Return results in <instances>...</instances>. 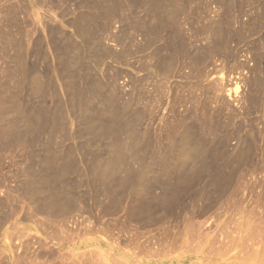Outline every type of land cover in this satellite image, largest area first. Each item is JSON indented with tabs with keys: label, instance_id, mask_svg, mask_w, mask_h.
<instances>
[{
	"label": "rangeland",
	"instance_id": "obj_1",
	"mask_svg": "<svg viewBox=\"0 0 264 264\" xmlns=\"http://www.w3.org/2000/svg\"><path fill=\"white\" fill-rule=\"evenodd\" d=\"M33 1L34 0H32V1L31 0L30 1L29 0H0V229H1L0 233H2V231H4L6 229V227H8L13 222L19 221V220L21 221V219L23 217H25L28 214V211H30L32 208L31 206L33 204V201H32L33 200V191H31L32 186L30 185L29 171H30V167L32 166L33 163L38 164L37 163L39 161L38 156L44 151L45 146H46L45 143L47 142V134H42V135L38 134L39 128H40L39 127L40 123L38 122L39 119H37V117H35V111H36L35 108H37V110L38 109L40 110V106H43V107L45 106L46 108L48 106L55 107L54 105L55 104L57 105V102L59 101L58 99H60L59 102H61V106H63L62 107L63 109L60 112L61 114L59 116V118L61 119V122L63 121L61 123V127L66 128L67 130L69 129V132L67 131L68 132V137H67L68 140H66L67 142L64 144V146L61 147L63 149H59V150L66 152L68 148H72V147H73V149L75 148L76 151H74L75 153H73V158L77 161V165L83 170L86 169L87 165H85V164L88 161H91V156L90 157L88 156L89 158H86V161L88 160L86 163H85V161H83L85 159V157L83 156L82 149L80 148L81 147L80 143H82L86 139L79 138L78 136H77L78 137L77 138L75 136L76 133L78 131L82 130L80 128H91V127L95 128L96 123H98L99 121L103 122V118H104L103 116L108 115L110 117V115L112 114L113 111H114V113H119L122 117L125 116L126 111H127V114L129 113V117L127 115L126 116L127 118L126 117L122 118L121 116H119L120 119L118 118L122 122V124H124V123L127 124L126 126H124V128H127V127L132 128V126H133V125H131V122H132V124L135 125V127L133 126V128L138 127L140 130L139 132H141L142 135H144L146 132L145 135L148 137H151L149 140H148V137L146 139V136L141 137L140 136L141 133L139 134L138 138H140L141 142H144V141L146 142L147 140L150 142L152 140L150 142V146L152 148L154 147L153 150L156 149V147L159 145L157 147L158 150H154L155 153L153 152L152 149L150 150L151 154H153V153L157 154L159 152V147L162 146V147H160L161 153L159 152L158 153L159 155L160 154L165 155V152L168 153L167 149L169 147V142H167V141L163 142L164 139L170 140L169 138H170L171 134L167 133V131L169 132L171 129L170 132L172 133V131H173V134H174V132L176 133L177 131H178V133H181V134L184 133V130L181 128L182 126H178V123L179 124L181 123L179 121L183 120V117L185 119L189 120V121L187 120V123H190L192 121H195L196 119L198 120L201 115L202 116L205 115L203 118L211 117V119H212V116H213V119L215 117V120H216L215 121L216 123L211 124V123H208V121H211L210 119H208L207 125H206L207 128L201 127V129L204 132V135H206V136L208 135V138L205 136L199 137V133L196 132L195 137L191 136L192 138H189V142L187 144L185 143L186 138H182V139H184V142L182 141V139L181 140L179 139L180 144L178 143L176 145L175 150H174L175 152L172 154L173 156L169 157L170 160L168 162L170 163V165L175 167L176 172H178L179 169L181 168L182 170L180 169V172L182 173V172H185L184 170L186 168L188 170L191 168V170H192V168H196L198 165H200V162L202 160H200L198 158V156L196 157L195 155H202L203 156L204 154L207 153L205 155L207 157L203 158V164H205V166L208 164L207 169H206L207 173L204 172V176L200 180H197L196 182L193 181L196 184H194L193 182L191 183L192 187L194 185V189H192L191 192H189V193L187 192L185 194V196L183 197L182 202H181L182 205H180L182 207H181V209H177V215H179L177 218L178 220L169 217L167 220L165 219L166 222L164 220L163 224L162 223L159 224L160 226L157 225L158 227L156 225L149 224V222L141 221L140 219H138L136 221L137 217L135 215H137L136 214L137 211L139 214L140 208L137 207L136 203H135L136 208L131 209V207L133 206V204L131 206V203L136 201L137 197L139 200V197L142 195V193H143L142 196H145L144 194H146V191H147L145 189V186L142 185L143 183H141L139 181L140 180V178L138 177L139 175L135 176L136 174L135 175L133 174L135 177L133 179L134 185L132 186L131 189H133V190L130 193L133 196L129 195V198H128V196L126 197L128 200L125 199V202H126L125 204L128 205L129 207L131 206L130 208L128 206L124 205V202H123V205L119 209V211H117L114 214H112L111 212L107 213L110 215L112 214L113 216L108 215V217H106L105 216L106 213L102 212V211L106 210L105 209L106 207H104V206H107L108 203H110V201L107 198H103V197L102 198L101 197L96 198V197L92 196L90 193L91 191H88L89 187L88 186L86 187V185L84 184L83 187L80 189V192L82 194L80 193L79 196L76 195V198H75L76 202H77V198H79L78 201L79 200L80 201L77 202V204H76V202H74L75 199L73 200V202H74L73 205L75 208L72 211L73 215L70 213L71 215L68 214V216L66 215V216H64L62 218H58V219H60L59 221H61V224L65 223V222H67V223L73 222L75 219L74 222L75 223L77 222V224H75V228H77L80 225V230H82V228H81L82 225L84 227L83 229H85L87 226H89L90 230L88 229L89 231H86V232L89 233L91 231V233H89L90 235L89 234H86V235L91 236L92 232L95 233L96 234L95 236L98 235L97 237H98L99 241L101 242V244H105V242H107L109 244L113 243V245L115 246L117 239H120V240H118L117 244L119 243V241L122 243H120V245H118V246H121V247L125 246V249H127V246H128V249L129 250L131 249L130 251H133L134 253L137 252L133 248L136 245L140 246V247H145V250H152L153 252H154V250H157L155 252L156 254L153 252L149 254V255H151V257L148 255V253H149L148 251H147L148 257L147 256H141L139 259H141L142 264H264V101H263V105L260 107V109H258V111L253 110V105H254L253 94H254V91H253V85H252L253 74L257 71V70H255L256 65L254 62V52H255L254 49L258 45V43L260 42L261 39L264 40V25L261 28H259L255 24L254 14L256 13V10L252 9V12H249L248 11L249 9H245L244 13L241 14V19L238 20L241 22V24H239V26L243 27L240 34H238L239 48L240 49L236 53L238 62L242 64L241 68H238V69H235V70L229 72V71L221 68L219 66L220 65L219 62L215 61L216 60L215 59L214 62H211L212 63L211 65L209 62H207L205 64L203 62H201L202 67H204V68H202L200 63L198 62V64H196V66L198 65L200 68L197 66V69L194 67L193 68L194 70H193L192 68L190 69V67H189L190 65H188L190 62L187 59L188 54L182 52L181 54L183 56L180 55V57H181L180 59H178V60L172 59L171 71L166 74V76H167V78H166L165 75H162V72H160L161 71L160 69H159V71L153 70V69H155L154 63H151V62H153L154 57H156V54H155V52H153L150 49L151 48L150 46L154 45L155 43H153L152 45L147 43V46L145 48H143V46L145 45V41L152 38L153 36L155 38V35H150V38H149V35L146 36L147 38L144 36V37H142L144 40H142L141 37L138 38L136 40V44H137L136 47L135 46L133 47L131 45V44H134V43H132L134 40V38H132V37H127L128 43L132 41L131 43H129L130 45L125 43L127 41L124 40V38H123V40L118 41V44H117L118 47H117V45H115L117 42L113 43V38L111 40V36H109V35H111V33L110 34L108 33L109 34L108 35L106 31H105V33H103V32H101V30H97V33H100V32L102 33V34L97 35L98 39H100L101 41L100 40L95 41L97 38V37H95L96 35L94 37H92L93 39L89 37V39H90L89 40L87 38L88 35L87 36L85 35L87 33H85L83 30V26L86 25L87 22H83L82 19H83V15L87 14L86 12H88L90 10L88 7H89L90 2L91 1L93 2V0H91V1L87 0V3H86V0H84L85 3L83 2V0H79L81 3H79V1H76V0H71V1L66 0L67 3L65 0H57V1L51 0V2L49 3L51 5L50 11L48 10L49 6L47 8V3L44 4L45 5V7H44V5H40V4L37 5L36 2H38V0L34 1L35 4L33 3ZM43 1H47V0H43ZM64 1H65V3H64ZM132 1L135 4L140 3L141 7L138 6L139 12H142V14H143V12H144V14L147 13L146 14V16H147L149 13H148V11L146 12L144 7L142 8V6H144V4L146 2H152L154 0H148V1H146V0H140V1L139 0H132ZM136 1H137V3H136ZM186 1L188 2V0H186ZM201 1L202 0H197V2L195 4H187L190 7V13H192L195 8H198L200 6ZM237 1L240 2L242 0H237ZM60 3H61V6L58 7L57 4H60ZM52 4H54L53 7H55L57 5V8L59 9V11L57 10V8H55V10H54V8L52 7ZM83 4L85 5V8L88 9V11L84 12L85 8H84ZM74 5L75 6L77 5L75 7V9L78 10L77 12L74 9ZM78 5L79 6L81 5L82 9ZM87 5H88V7H87ZM61 7H62V9H61ZM78 8L80 9V11L82 13L79 12ZM140 8H142V9H140ZM52 9L54 10V12ZM64 10H65V12H63ZM66 11H70L69 15H67L68 12H66ZM73 11L75 13L74 16H72ZM47 13L52 14V16L51 17H50V15L47 16ZM64 13H65V15H64ZM53 15L55 18L53 17ZM66 15H67V20L65 18ZM76 15L78 18L76 17ZM236 15H238V14H236ZM61 16H63L64 19H62ZM71 16H72V18L73 17L74 18L71 19ZM80 16H82L81 17L82 19H80ZM188 16H185L183 18V20L181 21V27H180V29H183L187 33L191 32L190 24L192 23L191 20L188 18ZM49 17H50V20L48 19ZM147 17H148L147 20H151L150 18L153 16L148 15ZM246 17H248V18H246ZM245 18H246V20H245ZM74 19H77V20H74ZM51 20L55 21L53 26H52V24L51 25L49 24V23L54 22ZM68 20H71V21H68ZM49 21H51V22H49ZM60 21H61V24H60ZM66 21H67V23H66ZM74 21H76L78 23V25ZM57 22H59L60 25ZM72 22H74V23H72ZM81 22H82V24H81ZM62 24L64 27L66 26L67 28L65 27V29H64ZM74 25H75V27H74ZM51 26L54 27L53 30H51L52 28L50 29ZM58 26H59V28H58ZM68 27H70L72 29H70ZM117 27H118V25H117ZM169 27H172V25H169L168 28ZM251 27H252V29H251ZM74 28L76 31L74 30ZM58 29L59 30L61 29V30L59 31ZM50 30L53 32V34ZM168 30H170V31H168ZM61 31H62V34L59 33ZM68 31L70 34L67 33ZM114 31L118 32L116 30H114ZM48 32H50V33L47 34ZM55 32L56 33L58 32L57 34H59V35L57 36V34ZM77 32H80V33H77ZM166 32L169 33V35H167ZM82 33H84V34H82ZM106 34L109 36L108 37L109 41H108ZM76 35H78V36H76ZM100 35H102L101 38H100ZM166 35H167V38H166ZM64 36H65V38H64ZM72 36L74 38H72ZM103 36H104V40L102 41ZM83 37H85L86 40H84L82 42V40L84 39ZM60 38H64V40H66L67 42H64L63 39H60ZM128 38H130V39H128ZM161 38H163V40L160 41L159 43H163V45L166 48H169L170 50L178 47L181 43V41H180L181 39H180L179 34L175 33V27H172L170 29H166V31L164 32V36L160 37L159 40ZM164 38H166V39H164ZM74 39H75V41H73ZM79 39L80 40L82 39V40L80 41ZM105 39L107 42L105 41ZM236 39L237 38L232 40L231 45L233 47H234V45H236L234 43V41ZM51 40H52V42H51ZM91 40L94 41L95 43L94 42L92 43ZM61 41H63V43ZM71 41H72V43H71ZM76 41L78 43H80L79 44L80 46L83 43L82 47H80L78 45V43H76ZM34 42H35V44H34ZM53 42H55V44ZM68 42H70L69 45H68ZM87 42L89 44H87ZM138 42H139V44H138ZM167 42L170 43V45ZM50 43L53 45H51ZM106 43H108L110 45H106ZM34 45L36 47H34ZM75 45L78 47V49L76 48ZM90 45L93 47H90ZM140 45H143V46H140ZM148 45H149V47H148ZM50 46H51V49H50ZM54 46L56 48L57 47L58 48L55 49ZM67 46L69 48L66 49ZM122 46H124V48ZM154 46H156V45H154ZM61 47H63V49ZM79 47H80V50H79ZM112 47H114V48L117 47L118 49L113 50ZM131 47H132V50L130 49ZM82 48L84 49L85 53L88 52V53H86L87 55H91V56H87L85 53H83L84 51ZM141 48H143V49H141ZM37 49H39V50H37ZM64 49L66 52H64ZM73 49H75L78 54L76 52H75L76 53L75 54L73 52L75 50H73ZM104 49H105V52H106V50H109V49H112L113 52L116 50L115 51L116 53L114 52V54H117L118 57L114 58L115 56L113 54L114 57L112 59L109 57L110 60L109 59L106 60L108 57H106L102 60H99L100 58L98 56V52L100 50L99 54H101L104 52ZM120 49H122V50H120ZM128 49H130L131 52H129L130 50L128 51ZM146 49L150 52H147ZM58 50H60V51H58ZM69 50H70V52H69ZM94 50H96L97 52L95 53ZM119 50H120V52H119ZM137 50H138V52H136ZM170 50H166L167 54L165 52L163 54H165V56H168L172 52ZM123 51H126L125 53H127V52L130 53V55L128 53H127L128 55L124 54ZM62 52H64V53H62ZM34 53H36V54H34ZM41 53H42V55H41ZM61 53L62 54L66 53V54H65V56H62ZM119 53H121V54H119ZM122 53H123V55H122ZM134 53H136L137 55ZM145 53L149 54V55L147 56ZM68 54H70V56ZM79 55H81V56H79ZM124 55H126V56H124ZM137 56L142 58V59L139 58L140 59L139 60ZM64 57H66V58L64 59ZM89 57H90V59H92V58H95V59L90 60ZM125 57H126V59H125ZM130 57L131 58L134 57V58L131 59ZM169 57L172 58V54L169 55ZM182 57H183V59H182ZM40 58H42L43 60H41ZM56 58H58V59H56ZM149 58H152V59L149 61H144V59L148 60ZM69 59H71V60H69ZM80 59H82L83 61L85 59V62H83ZM119 59L120 60L124 59V60L120 61ZM129 59H131V60L128 61ZM133 59H135V60H133ZM75 60L76 61L79 60V61L75 62ZM95 60L98 61V64L92 63V62H96ZM182 60H184V61H182ZM100 61H102V62H100ZM114 61H115V63H114ZM117 61H118V63L120 61V65H119L120 67L118 65L116 66ZM133 61H135V62L133 63ZM140 61H142V63ZM187 61H188V63H187ZM71 62H74V63H71ZM127 62H128V64H126ZM130 62H131V64H130ZM136 62H138L139 66H138V64H136ZM183 62H185L184 65H186V66L183 65ZM77 63H81V64L77 66ZM82 63L84 66L82 65ZM88 63L89 64L91 63V65L86 66ZM99 63L101 66H102L101 63H103V66H102L103 68L100 66V68L102 70H100V68H99ZM108 63H109V65H108ZM111 63H112V65H110ZM33 64H34V66H33ZM72 64L74 67L72 66ZM122 64H124L126 66V68L124 67V65H123V67H121ZM96 65H97V68L101 71V73H99V70L96 68ZM145 65H146V68H145ZM62 66L64 68L65 67L66 68L63 69ZM93 66H95V67H93ZM115 66H116V69H115ZM133 66L135 68H133ZM152 66H153V68H152ZM77 67H79V68H77ZM89 67H91V68L93 67V68L91 69ZM136 67H137V69H136ZM74 68H75V70H74ZM76 68H77V70H76ZM87 68L90 71L89 73H88ZM94 68H95V70H94ZM109 68L111 71L109 70ZM31 69H32V71H31ZM62 69H63V71H62ZM96 69H97V72H95ZM113 69H115V70H113ZM126 69H128V70H126ZM78 70H79V75H78ZM83 70L86 71V73H84ZM106 70L107 71L109 70V72H107ZM118 70L120 73H122V72L123 73L119 75ZM137 70L139 72H141V74L139 72H137ZM145 70H146V74H145ZM197 70L199 72L200 71H207L208 74H207V78H205L206 79L205 83L211 84V87L213 89V92L216 94L215 95L216 97L215 98L212 97L209 100L210 110H211L209 112L210 113L212 112L213 115H212V113L209 114L208 112H206L207 114H209L208 116H207V114H205V112H203L204 115L201 113L202 112L201 110L204 107L203 103L204 102L206 103L207 100L206 99L196 100V107L200 111L199 114L201 113V115L196 113L195 114L196 116L193 117V120H191V116L189 117V115H188V112L191 109V107H189V106H191L190 105V103H191V101H190V98H191L190 93L191 92L190 91H192V89H191L192 87H191V84H189L190 83L189 81H193L192 79L195 80L197 73H199ZM58 71H59V73H58ZM91 71H92V73H91ZM127 71H129V72H127ZM32 72H33V74H32ZM65 72L67 74H65ZM82 72L84 73V75L82 74ZM110 72H112V73H110ZM131 72L133 74H131ZM148 72L150 73V75ZM154 72L155 73L157 72V75H159L161 77L156 76V74L154 75ZM60 73L64 76H61ZM73 73H75V74H73ZM87 73L89 74V76L91 75V77L94 78V82H96V83H94L95 88L98 87V89L101 88V90H100V92L98 91L99 94L96 93L97 95L94 94L96 92V90L93 92V98L90 99L91 101L89 100L90 101L89 102L90 107L88 106V109L82 110L81 106H80V108H78L79 105L77 107V103L75 102L76 98H75L74 94H72V92H71L72 89L69 91L70 87L72 88V86L69 83L79 82L76 84L80 88H85L86 87L85 83H86L87 79L91 78L88 76ZM94 73H97V74H94ZM106 73H108V74H106ZM126 73H128V74H126ZM29 74L31 77L29 76ZM56 74L59 76H57ZM105 74L108 77L105 76ZM110 74L112 76L119 75L118 83L120 85L118 86V90L120 93L123 90V88L124 89L126 88L125 90L122 91L124 93L123 94L124 96L121 95L122 93L120 94L118 92L117 96H119L121 101L118 99V97H116L114 103L113 102L111 103L107 100L108 97L110 98L109 92H112L110 88H109L110 91H108L109 89L107 88L108 85H110V84H108V83H110V82H108V81H110L108 79V78H110L109 76H111ZM130 74L132 76H130ZM33 75H34V78H33ZM66 75L69 78H67ZM96 75L99 78H97ZM102 75L106 77V78L104 77L105 80H103V78L101 79V77H103ZM123 75H124V77H123ZM133 75H134V80H133V78H130V77H133ZM148 75H149V77L147 78ZM151 75H153V76L150 78ZM37 76L39 79L36 78ZM74 76H75V78H74ZM120 76H122V77L120 78ZM162 76H163V78H166L167 80H164L162 78ZM186 76H188V77L186 78ZM189 76L191 77L190 80L188 79ZM126 77L129 79V81ZM141 77H143V78H141ZM153 77H154V80L160 79L162 82L159 81V84L155 85L156 83H158V81L157 82L155 81L156 83H154ZM83 78H85V80ZM123 78L124 79L126 78L125 79L126 81ZM136 78L140 81L142 80L144 83L141 84L142 81L141 82L138 80L136 81L135 80ZM169 78H171V81ZM28 79L29 80L31 79V80L29 81ZM34 79H38L39 83H41V84L48 83V80H49V83L51 82L49 87L51 90L53 89L52 90L53 92L48 87L47 95H48V92H50L51 94L49 93L48 97L46 95V97L48 99L46 97L45 98L47 100L46 99L44 100L38 94L34 95L35 93L32 92V89L29 86L31 84L30 82H32ZM131 79L133 81H131ZM145 79H146V81H145ZM147 79H149V80L152 79V80L149 81ZM124 81H125V83H124ZM163 81L165 82V84H167V86L164 84ZM66 82H67V84H66ZM122 82H123V88H122ZM136 82H137V84H136ZM150 82L153 83L152 86H151ZM64 83H65V85H64ZM130 83H132V84L135 83L136 86L134 87V84L131 85ZM145 83H147V84H145ZM168 83L172 86V88L171 87L170 88L173 91L168 90L169 88H165V87H168V85H169ZM126 84H127V86H125ZM163 84L165 85V87ZM83 85H85V86L83 87ZM140 85H143L144 87L143 86L141 87ZM160 85H161V87H160ZM153 86H155V87L159 86V87L158 88L154 87V89H153L152 88ZM131 87H132V91H131ZM55 88H57L58 90ZM127 88H129V89H127ZM159 88L161 90L162 89L163 90L161 91V90H159ZM137 89H138V91L140 89L141 90L138 92ZM261 89L262 90L264 89V83L262 84ZM59 90H61V94L60 93L57 94L59 92ZM127 90H129V91H127ZM150 90H151V94L148 93V92H150ZM153 90H156V92H154ZM157 91H159V92L157 93ZM160 91L162 93H164V95L161 94ZM166 91H167V93L169 92L170 94L168 93V95H167ZM105 92L107 95L105 94L106 96L105 95L103 96V94ZM131 92L134 93L133 97H134L136 102L140 98L138 100L139 101L138 103H136L134 101V99H132V97H129V96H132ZM101 93H103V94H101ZM181 93L185 97L187 96L186 94L189 93L190 96H187L188 98L190 97L189 100H188V98L181 97V95H182ZM136 94L138 96H136ZM147 94H148V97H147ZM156 94L158 95L160 101H158V97ZM174 94H178V95H174ZM29 95H30V97H29ZM60 95H61V98H60ZM101 95H102V97L100 98ZM126 95L127 96L129 95L128 96L129 98ZM152 95H154L155 98ZM160 95H163V97ZM49 96H52L51 99ZM53 96H54V98H53ZM73 97H74V99H73ZM121 97H126V98H121ZM168 97H170V98H168ZM175 97H177V98H175ZM162 98H163V100H162ZM165 98H167V99H165ZM93 99H95L97 101L95 102V100H93ZM179 99H181V100L184 99V101L182 100L183 103ZM124 100L127 102H125ZM11 101H13V102H11ZM73 101H74V103H72ZM92 101H94V102H92ZM116 101H118V102H116ZM122 101L124 104L122 103ZM128 101H130V104ZM133 101H134V104L136 107L133 106L134 105L133 103L131 104V102H133ZM140 102H141V104H140ZM97 103H98V105H97ZM188 103H189V105H188ZM127 104L129 106H132V108H130ZM138 104H139V107H138ZM224 104L225 105L227 104V105H226V108L223 110L222 108H223ZM74 105H76V106H74ZM99 105H100L103 112L101 111V109H99L97 107ZM120 105H122V106H120ZM125 105H127V106L125 107ZM72 107H75L76 109L75 108L72 109ZM93 107L95 108V110ZM120 107H121V109H120ZM127 107H129V108H127ZM140 107H141V109L145 108L144 111H146L147 113L145 114V112L143 110H141V112H140V110H139ZM105 108H106V110H105ZM110 108H111V110H109ZM135 108L137 109L138 112L136 110H134ZM33 109H35V110L33 111ZM77 109H78V111H77ZM124 109H126V110L124 111ZM185 109H187V110H185ZM64 110H66V111L64 112ZM79 110H81V111H79ZM130 110H131V112H132V110L135 111L137 114H134V112L131 113ZM83 111L84 112L87 111V113L85 112L83 114ZM184 111L186 112V114ZM109 112H110V114H107ZM62 113H63V118L61 117ZM74 113H75V116L73 119ZM93 113L95 114V116ZM101 113H102V116H101ZM103 113H105V115ZM138 113L141 115V117L142 116L144 117V118L142 117V119H144V121H142V119H140V117H136L138 115ZM132 114L135 115V117ZM64 116H67V117H64ZM87 116L89 119L87 118ZM64 118L67 120V122ZM67 118H69V119H67ZM85 118H86L87 122H86ZM203 118H200L198 120V122L202 124V122L204 121ZM126 119H127V121L125 122ZM128 119H129V121H128ZM134 120L136 122H134ZM137 120H139V121H137ZM36 121L39 123L38 125H36L37 124ZM176 121H177V123H176ZM200 121H202V122H200ZM90 122H92V123H90ZM176 125H177V128L180 130L175 129ZM214 125L217 126L215 129L212 127ZM66 126H68V127H66ZM170 126H175V128L173 127V129L175 131ZM143 128L146 130L145 132L143 131L144 130ZM151 128H152V130H151ZM168 128H169V130H168ZM76 129H77V132H76ZM196 129H200V128H196ZM207 129L208 130L214 129V131L212 130V133H210V135H209V132H211V131L210 130L207 131ZM147 130L149 132H147ZM161 130H162L163 134L161 133ZM164 131H166L165 134H164ZM217 131L219 133H217ZM72 132H74L75 135ZM143 132H144V134H143ZM191 132H192V130H191ZM69 133H71V135ZM148 133H149V135H148ZM72 134H73V136H72ZM150 134H151V136H150ZM213 134H215L214 137H212ZM224 134H225V136H223ZM161 135H163V136H161ZM215 136H217V137L215 138ZM69 137H70V139H69ZM154 137H155L156 142L154 141ZM163 137H164V139H163ZM203 137H204V139H203ZM240 137H242L243 139ZM75 138H77V139H75ZM166 138H168V139H166ZM220 138L223 140H221ZM239 138H240V140H239ZM80 139H82V140H80ZM157 139H159V141H157ZM197 139L200 140L199 141L200 143L197 142L198 141ZM211 139H213V140L216 139L217 141L212 140L213 142H211ZM226 139H229V141ZM193 140H194V142H193ZM207 140L210 141V146L208 144L209 142H204ZM225 140L227 141V145H225V143H226ZM241 140H243V141L240 142ZM157 142H159V143H157ZM165 142H167L168 144ZM160 143H161V145H160ZM211 143H214L215 145L211 144ZM220 143H221V145H219ZM166 144L168 146H166ZM203 144L206 148L203 147ZM207 144H208V147L206 146ZM70 145H71V147H70ZM217 145H219V146H217ZM222 145L224 146V148ZM238 146H240V148ZM248 146H249V149L251 151L250 154H252V156L250 155V158L247 157L246 158L247 160L245 161V163L243 161L242 163L237 164V161H238V160L236 161L237 157L234 156L233 153L235 152L236 149L243 150L244 148L246 149ZM166 147H167V149H166ZM194 147H195V149H194ZM219 147H221L222 149H220ZM235 147H236V149H235ZM196 148L198 150H200L201 148L202 149H201V151H196L197 150ZM203 148H205L206 151ZM209 148H210V150H209ZM217 148H219V149H217ZM161 149H163L164 151ZM187 150H189V151H187ZM194 150L196 151L195 155L193 153V152H195ZM222 150H224V152H226L225 150H227L228 153L226 154L224 152H221ZM156 151H158V152H156ZM162 151L164 153H162ZM217 151H219V152H217ZM219 153H221V155ZM192 154L197 158V160L193 158L194 156H192ZM208 154L210 155L211 159H209L210 157L208 156ZM174 155H175V157H174ZM189 155H191V156H189ZM218 157L219 158L222 157V159L219 160ZM223 157H225V159ZM233 157H235V158L233 159ZM173 158H175V159H173ZM213 158H214V160H213ZM249 159H250V162H248ZM224 160H226V161H224ZM191 161H192V167H191ZM227 161H228V164H227ZM219 162H221V164ZM229 162L231 165L233 164L232 165L233 167L231 165H229ZM235 162H236V165H235ZM243 163H244V165L246 164L244 167H243ZM134 164L135 165H133V169L135 171L137 170L136 172L141 171L144 168V166L147 165V164H145V165L143 164V166H142L141 163L139 164V163H135V162H134ZM216 165H218V166H216ZM226 165H227V167H226ZM151 166L154 167V164H152ZM230 166H231V168H229ZM153 167H151V168H153ZM156 168L157 167H155V169ZM183 168H185V169H183ZM210 168H212L213 170ZM224 168L225 169L227 168V169L225 170ZM228 168L231 171H229ZM239 168L241 169L240 173H238L240 171ZM208 169H210V170L208 171ZM219 169H221V170H219ZM194 170L195 169H193L192 171H194ZM223 170H224V172L226 171L227 173L226 172L224 173ZM237 170H238V172H237ZM180 172H178V176L180 175ZM218 172L220 173V178L217 181L218 183L216 182L217 183L216 184L214 182V184L211 185V183H212V180H211L212 176L211 175H213V173L218 174ZM235 172H236V174H235ZM226 174H227V176L228 175L231 176V174H233L231 176L232 178L230 179V181H231L230 184L228 182V184L230 186H228V188L225 187V190H224V188H221V187L217 188L218 186H220L224 182V179L227 177ZM215 175L216 174H214L213 176H215ZM224 176H226V177H224ZM78 177H76V179L79 180L80 178H78ZM223 177H224V179H223ZM85 180L86 179H84V181ZM198 181H199V183H198ZM197 183L200 184V186ZM195 187H196V190H195ZM87 188H88V190L86 192L85 190ZM137 188H138V190H137ZM140 188L143 190L140 191ZM212 188H214V189L216 188V189L214 190ZM156 192L158 193V194L156 193V195H158V196L161 195V190H158ZM87 193L89 194L88 196H87ZM192 194H193V196H192ZM134 195L136 196V199H135ZM39 196L44 197L45 195L39 194ZM81 196L82 197L84 196L85 199H84V197L82 198ZM90 196H91V199H90ZM216 196H218V197L216 198ZM87 197L89 198V200H87L88 199ZM215 198L217 199L216 200L217 202H215ZM218 198H220V199H218ZM102 199H105L106 201L104 202V200H102ZM83 201H84V203L87 201L86 202L87 204L86 203L83 204ZM101 202L103 203L102 205H101ZM213 202L215 204H212ZM105 203H107V204H105ZM205 203H206V205L208 204L209 208H208V210H206V212L204 214H202L201 210H202ZM88 204L91 207H89ZM85 205H87L88 209ZM93 205L96 206L95 209L98 207L97 214L95 213L96 210L93 209ZM77 206L78 207L82 206L81 210H79L80 208L76 209ZM123 206H125V207H123ZM84 207L86 208V211H85ZM183 207L185 209V212H182ZM82 208L84 210H82ZM102 208H103V210H102ZM124 208H125V210H124ZM148 208L150 210H152V212H155L154 208H152L150 206ZM141 209H143V208H141ZM88 210H89V212H88ZM134 210H136V211L134 212ZM75 211H76V215L74 218V214H75L74 212ZM83 211H84V213L82 214ZM90 211L92 214L94 213L93 214L94 218H96V219L99 218L98 221L94 222V220H96V219L91 218L93 216L91 215ZM78 212H80V213H78ZM85 212L86 213L88 212L87 214H89V213L90 214L87 215ZM124 212H125V216L128 219V221L124 217ZM101 213H105V214H103V216H102ZM129 213L132 214L131 219H129L130 218L128 216ZM81 214H82V216H81ZM98 214H99V216H98ZM162 214L164 215L165 212H163ZM96 215H97V217H95ZM87 216H89L93 220H91L89 217L86 218ZM79 217H80V219H78ZM134 217H135V219H134ZM35 219H37L36 221L44 220V218H42L41 216H39L38 218H35ZM62 219H64L65 222L62 221ZM85 219H86V223H85ZM187 219H189V220L191 219V224L193 223V221L196 222V223L192 224L194 227L193 226L187 227V225H185L184 222H186ZM71 220H73V221H71ZM81 220H84V224H82L83 221L79 222ZM90 220L92 223L94 222L96 224V226L99 225L100 223L102 225L100 224L99 227L98 226L95 227L94 223H93V225H91ZM49 221H50V223L53 222L54 224H57V223L60 224V222L57 219L52 221L47 216V223ZM106 221H108V224ZM116 221H118V222H116ZM55 222H57V223H55ZM110 222H111V224H110ZM120 222L124 223L125 225L120 224ZM137 222H138V224H137ZM142 222H143V224H142ZM87 223H88V225H87ZM164 223H165V225H164ZM181 223H184V224H181ZM201 223H202V226L199 225ZM109 224H110V228H109ZM195 224H198L200 226V228L201 227H203V228L199 229V226L196 225V227H195ZM28 225H29L28 222L27 223L25 222L20 227H22L24 229ZM30 225H31V223H30ZM130 225H132V226H130ZM182 225H183V227L184 226L185 227L183 228ZM4 226H6V227L4 228ZM101 226H104L103 229ZM122 226H124V227H122ZM129 226L132 228H130ZM180 226H181V228H180ZM192 227H193L194 231L192 229L189 230V228H192ZM34 228L35 227L33 226V230L36 229V228L35 229ZM87 228L85 230H87ZM95 228L96 229L98 228V229L96 230ZM104 228H105V230H104ZM122 228H125V229L121 230ZM185 228H188V230L190 232L188 230H186L188 232L187 233L185 231ZM99 229H101L103 232L104 231H106V232H104V234L102 235L103 232L99 231ZM110 229H111V231H110ZM85 230H83V232H85ZM197 230L198 231L201 230L200 231L201 233H203V230H204V232H206L207 235H205V233L203 235L200 232H198ZM107 231L110 234L107 233ZM124 231H126L125 232L126 235L122 233ZM182 231H184L185 235L186 234L191 235L190 237H192L191 231H193V233H194L193 239L196 235V232H198L199 235L201 234L200 235L201 237H203V236H205V237L200 240V239H198L199 236L197 235L196 238L193 240V242L189 241V243H184L185 242L184 240L187 241V240L191 239V241H192V238H190L188 235H186L188 237L186 239V236H184V233ZM57 232L58 231H55V235L59 234V233L56 234ZM128 232H129V234H128ZM105 233H107L110 236H108ZM114 233H115V235H114ZM182 233H183V235H182ZM33 234H35V232L31 231V235H32L31 237L35 236ZM105 235H106V237H104ZM181 235H182L183 239H182ZM107 237H109L110 239L109 240L106 239ZM116 237H118V238L116 239ZM111 239H113L114 241ZM131 239L135 242L131 241ZM134 239H136V240H134ZM103 240H106V241H103ZM126 240H127V242H126ZM3 241L4 240H0V264H7L8 258H6V256H8V253H7V250L4 249V247H2ZM71 242H72V240H71ZM125 242H126V244H125ZM97 243H99V242H97ZM127 243L128 244L130 243V244L128 245ZM72 244H74V242ZM129 246H131V248ZM48 247H51V246L49 245ZM93 247L94 246H91V247H89V249L94 250V248L99 247L100 248L99 252L104 251V253L107 254V252H105L106 251L105 246H101L99 244L98 246L96 245V247H94V248ZM55 248H56L55 246H52L54 253L57 251V249L55 251ZM102 248H103V250H102ZM213 248L217 249V251L215 249L216 253H215ZM63 249L62 250L64 252H66V250L68 251V249L66 247H64ZM128 249H127V251L130 252ZM4 251H6V252H4ZM53 251L51 252V254H48L49 256L47 255V262H49V263L53 262V260L51 259L52 254H54ZM87 251H88V249H86V250L81 249V250H78L76 252L83 254ZM96 252H98V250H95V253ZM99 252H98V254H100ZM133 252L128 254L127 258L125 257L127 259V261L125 263H127L129 261V259L131 258L130 255H132L131 259H133V260L135 259L134 257H137L136 254L135 255L132 254ZM152 254H154V255H152ZM50 256H51V258H50ZM66 257H68V256H66ZM71 257H73V256H70V260H69V257L67 258L70 261V263L71 262L72 263L76 262L78 264H83V263L89 264L90 263L88 261V259H89L88 256L85 257V256L79 255L78 256L79 258H72V259H71ZM131 259L129 261L130 264H132L131 262H133V263L135 262ZM57 261L58 260H56V263H57ZM84 261H88V262H84ZM59 262L57 264H59ZM96 262H98V260H96L94 264H97ZM99 262L101 263L103 261H100V259H99ZM70 263H68V264H70Z\"/></svg>",
	"mask_w": 264,
	"mask_h": 264
},
{
	"label": "bare ground",
	"instance_id": "obj_2",
	"mask_svg": "<svg viewBox=\"0 0 264 264\" xmlns=\"http://www.w3.org/2000/svg\"><path fill=\"white\" fill-rule=\"evenodd\" d=\"M30 1V0H29ZM32 1V0H31ZM34 1H37V0H34ZM33 1V3L35 4V2ZM55 1H57V0H55ZM54 1V2H55ZM66 1V0H65ZM65 1H64V3H65ZM68 1V0H67ZM67 1H66V3H67ZM71 1V0H70ZM69 1V2H70ZM76 1H79V0H76ZM91 1V0H90ZM140 1V0H139ZM138 1V2H139ZM146 1H148V0H146ZM51 2V0H47V1H43V0H38V2H36L37 3V5H44L45 3H47V8H48V6H49V11L51 10L50 9V3ZM53 2V3H54ZM83 2L85 3V1L83 0ZM145 2V1H144ZM197 2V0H188V2L186 1V0H154V1H152V2H146L145 4H144V6H142V8L144 7V9L146 10V12L148 11V15H152L153 17H151L150 19L151 20H147V16H146V14H144V12H143V14H142V12H139V7H141V4L140 3H138V4H135L132 0H93V2L91 1L90 2V4H89V7H88V5H87V7L90 9L89 11H88V9H86L85 8V5L83 4V6H84V8H85V10H84V12L85 11H88V12H86L87 14H85V15H83V19L81 18L82 16H80V19H82V21L83 22H87V24L86 25H84L83 26V30H84V32L85 33H87V34H85L86 36H87V38L89 39V37L90 38H92V37H94L95 35V37H97L96 38V40L95 41H99L100 39H98V36L97 35H99V34H102L101 32H103V33H105V31L107 32V34L109 33H111V35H109V36H111V40H112V38H113V43H115V42H117L115 45H117L118 44V41H121V40H123V38H124V40H126L127 42H125V43H127L128 45H130L129 43H131V42H129L128 43V40H127V37H132V38H134V40H133V42L132 43H134V44H131L133 47L135 46L136 47V40L138 39V38H140L141 37V39L142 40H144L142 37H146V36H148L149 35V38H150V35H155V38H154V36L152 37V38H150V39H148V40H146L145 41V45L143 46V45H140V46H143V48H145L146 46H147V43L148 44H150V45H152L153 43H155L154 45H156V46H154V45H152V46H150L151 48V50L153 51V52H155V54H156V57H154V60H153V62H151V63H154V67H155V69H153L154 71L155 70H157V71H159V69L161 70L160 72H162V75H165L166 76V74L168 73V72H170L171 71V62H172V59H180L181 57H180V55H182L181 53L183 52V53H186V54H188L187 55V59L190 61L189 62V64L188 65H190L189 67H190V69L192 68H196L197 69V66H196V64H198V62L200 63V65H201V67H202V63L201 62H203L204 64L205 63H207V62H209L210 63V65L212 64L211 62H214V60L215 61H218L219 62V66L221 67V68H223L224 70H227V71H233V70H235V69H238V68H241V66H242V64L241 63H239L238 62V60H237V51L240 49L239 48V40H238V34H240V32L242 31V29H243V27H241V26H239V24H241V22L240 21H238V20H240L241 19V14L242 13H244V10L245 9H249L248 11L249 12H252V9H254V10H256V13L254 14V16H255V24L259 27V28H261L263 25H264V0H242V1H237V0H202L201 1V3H200V6L198 7V8H195L194 10H193V12L192 13H190V7H189V5H187V4H195ZM79 3H81L80 1H79ZM86 3H87V0H86ZM136 3H137V1H136ZM247 3V4H246ZM49 4V5H48ZM63 4V3H62ZM31 5V4H30ZM36 5V6H37ZM53 5L54 4H52V7H53ZM56 5V4H55ZM58 5V7H60L61 6V3L60 4H57ZM57 5L55 6V7H53L54 8V10H55V8H57ZM77 6V5H76ZM75 5H74V9H75V7H76ZM79 6V5H78ZM139 6V7H138ZM44 7H45V5H44ZM81 9H82V6L80 5L79 6ZM36 8V7H35ZM142 8H140V9H142ZM61 9H62V7H61ZM79 9V8H78ZM53 10V9H52ZM54 10H53V12H54ZM57 10L59 11V9L57 8ZM62 11V10H61ZM75 11L77 12L78 10H76L75 9ZM83 11V10H82ZM47 12V11H46ZM63 12H65V10L63 11ZM66 12H68V14L67 15H69V12L70 11H66ZM79 12H81L80 11V9H79ZM17 13V12H16ZM82 13V12H81ZM57 14V13H56ZM62 14V13H61ZM74 11H73V15L72 16H74ZM211 14V15H210ZM236 14H238V15H236ZM48 15H50V17L52 16V14H48L47 13V16ZM64 15H65V13H64ZM67 15L65 16V18H66V20H67ZM79 15V14H78ZM189 15V16H188ZM72 16H71V19H73L72 18ZM185 16H188V18L191 20V24H190V29H191V32H185L183 29H180V27H181V21L183 20V18L185 17ZM16 17V16H15ZM50 17L48 18L49 20H50ZM53 17H54V15H53ZM52 17V18H53ZM57 17V16H56ZM62 17V19H64L63 18V16H61ZM76 17H77V15H76ZM55 18V17H54ZM60 18V17H59ZM58 18V19H59ZM78 18V17H77ZM229 18V19H228ZM61 19V18H60ZM61 19V20H62ZM74 20H77V19H74ZM51 21H54V20H51ZM51 21H49V22H51ZM57 21V20H56ZM68 21H71V20H68ZM75 23H77L76 21H74ZM74 22H72V23H74ZM55 23V21L53 22V23H49L50 25L52 24V26H53V24ZM58 24H59V22H57ZM66 23H67V21H66ZM71 23V24H72ZM60 24H61V21H60ZM59 24V25H60ZM65 24V23H64ZM81 24H82V22H81ZM70 25V24H69ZM76 25V24H75ZM75 25H74V27H75ZM77 25H78V23H77ZM117 25H118V27H117ZM169 25H172V27H175V33L176 34H179V36H180V41H181V43H180V45L178 46V47H176V48H174V49H169V48H166L164 45H163V43H159L160 41H162L163 40V38H161L160 40H159V38L160 37H163L164 36V32L166 31V29H170V28H172V27H169L168 28V26ZM49 26V25H48ZM50 27V29L51 30H53V28L54 27ZM56 26V25H55ZM62 26H63V24H62ZM71 26V25H70ZM64 27V26H63ZM66 27V26H65ZM65 27H64V29H65ZM77 27V26H76ZM48 28V27H47ZM58 28H59V26H58ZM67 28V27H66ZM68 28H70V27H68ZM79 28V27H78ZM81 28V27H80ZM70 29H72V28H70ZM251 29H252V27H251ZM256 29V28H255ZM50 30V31H51ZM59 30V29H58ZM61 30V29H60ZM59 30V31H60ZM69 30V29H68ZM74 30H75V28H74ZM97 30H101V32L100 33H97ZM103 30V31H102ZM114 30H116V31H118V32H115ZM67 31V30H66ZM70 31V30H69ZM69 31L67 32L68 34H70L69 33ZM76 31V30H75ZM111 31V32H110ZM168 31H170V30H168ZM52 32V31H51ZM81 32V31H80ZM80 32H77V33H80ZM50 32H48L47 34H49ZM56 33V32H55ZM54 33V34H55ZM58 33V32H57ZM56 33V34H57ZM59 33H61L62 34V31L61 32H59ZM167 33V32H166ZM52 34H53V32H52ZM82 34H84V33H82ZM106 34V35H107ZM59 34H57V36H58ZM64 35V34H63ZM74 35V34H73ZM104 35V34H103ZM107 35V38L109 37ZM167 35H169V33H167ZM167 35H166V38H167ZM71 36V35H70ZM69 36V37H70ZM76 36H78V35H76ZM82 36V35H81ZM85 36V37H86ZM101 36L102 35H100V38H101ZM48 37V36H47ZM85 37H83L81 40H82V42L84 41V40H86L85 39ZM106 37V36H105ZM49 38V37H48ZM53 38V37H52ZM59 38V37H58ZM57 38V39H58ZM64 38H65V36H64ZM64 38H60V39H63V41L64 42H67L66 40H64ZM72 38H74L73 36H72ZM126 38V39H125ZM147 38V37H146ZM166 38H164V39H166ZM235 38H237L235 41H234V43L236 44V45H234V47L231 45V43H232V40L233 39H235ZM93 39V38H92ZM128 39H130V38H128ZM48 40V39H47ZM80 40V39H79ZM80 40V41H81ZM90 40V39H89ZM104 40V36H103V38H102V41ZM140 40V39H139ZM141 40V41H142ZM159 40V41H158ZM168 40V39H167ZM166 40V41H167ZM55 41V40H54ZM63 41H61L62 43H63ZM73 41H75V39L73 40ZM92 41V40H91ZM101 41V40H100ZM105 41H106V39H105ZM108 41H109V38H108ZM41 42V41H40ZM51 42H52V40H51ZM94 41H92V43H93ZM107 42V41H106ZM124 42V41H123ZM140 42V41H139ZM139 42H138V44H139ZM143 42V41H142ZM54 44H55V42H53ZM57 43V42H56ZM69 43L70 42H68V45H69ZM71 43H72V41H71ZM76 43H78L77 41H76ZM95 43V42H94ZM105 43V42H104ZM110 43V42H109ZM141 43V42H140ZM168 43V42H167ZM34 44H35V42H34ZM51 44V43H50ZM80 43H78V45H79ZM83 44V43H82ZM82 44H81V46L80 47H82ZM87 44H89L88 42H87ZM97 44V43H96ZM122 44V43H121ZM165 44V43H164ZM169 45H170V43H168ZM42 45V44H41ZM51 45H53V44H51ZM73 45V44H72ZM77 45V44H76ZM75 45V46H76ZM106 45H110V44H108V43H106ZM113 45V44H112ZM125 45V44H124ZM127 45V46H128ZM57 46V45H56ZM61 46V45H60ZM59 46V47H60ZM95 46V45H94ZM105 46V45H104ZM34 47H36L35 45H34ZM80 47H79V50H80ZM85 47V46H84ZM87 47V46H86ZM90 47H93V46H91L90 45ZM106 47V46H105ZM117 47H118V45H117ZM114 48V47H112V49L114 50V49H118V48ZM123 48H124V46H122ZM126 47V46H125ZM148 47H149V45H148ZM169 47V46H168ZM54 48L55 49H57L55 46H54ZM62 49H63V47H61ZM67 48H69L68 46L66 47V49ZM76 48L78 49V47L76 46ZM75 48V49H76ZM100 48V47H99ZM103 48V47H102ZM121 48V47H120ZM122 48V49H123ZM143 48H141V49H143ZM35 49V48H34ZM50 49H51V46H50ZM53 49V48H52ZM75 49H73V50H75ZM83 49V48H82ZM86 49V48H85ZM91 49V48H90ZM96 49V48H95ZM98 49V48H97ZM107 49V48H106ZM112 49H109V50H106V52H105V49H104V52L103 53H101V54H99V52H100V50H99V52H98V56H99V60H102V59H104V58H106V57H108L106 60H110V58L112 59L114 56V58H116V57H118L117 56V54H114V52L116 51H114L113 52V50ZM122 49H120V50H122ZM127 49V48H126ZM131 50H132V47L130 48ZM130 49H128V51L130 50ZM135 49V48H134ZM140 49V50H141ZM149 49V48H148ZM149 49V50H150ZM37 50H39V49H37ZM54 50V49H53ZM61 50V49H60ZM60 50H58V51H60ZM71 50V49H70ZM70 50H69V52H70ZM92 50V49H91ZM103 50V49H102ZM120 50H119V52H120ZM131 50L129 51V52H131ZM139 50V51H140ZM166 50H170V51H172L169 55H171L172 54V58H170L169 57V55L168 56H165V54H163L164 52L167 54V52H166ZM255 52H254V62H255V65H256V67H255V70H257L254 74H253V78H252V85H253V91H254V94H253V96H254V105H253V110H257L258 111V109H260V107L263 105V101H264V89L262 90L261 88H262V84L264 83V40H260V42L258 43V45L255 47ZM57 51V52H58ZM83 51H84V49H83ZM89 51V50H88ZM95 51V53L97 52L96 50H94ZM93 51V52H94ZM144 51V50H143ZM146 51L147 52H150V51H148L147 49H146ZM169 51V52H170ZM53 52V51H52ZM64 52H66L65 51V49H64ZM64 52H62V53H64ZM74 53L76 52L77 53V51L75 50V51H73ZM72 52V53H73ZM122 52V51H121ZM124 52V54H127V53H125L126 51H123ZM135 52V51H134ZM136 52H138V50L136 51ZM61 53V55L62 56H65V54H62ZM75 53V54H76ZM83 53H85V51L83 52ZM86 53H88V52H86ZM85 53V54H86ZM91 53V52H90ZM116 53V52H115ZM34 54H36V53H34ZM55 54V53H54ZM71 54V53H70ZM70 54H68L69 56H70ZM78 54V53H77ZM93 54V53H92ZM113 54H114V56H113ZM119 54H121V53H119ZM118 54V55H119ZM129 55H130V53H128ZM127 54V55H128ZM134 54H136V53H134ZM139 54V53H138ZM146 54V53H145ZM154 54V55H155ZM41 55H42V53H41ZM87 55V54H86ZM94 55V54H93ZM92 55V56H93ZM97 55V54H96ZM122 55H123V53H122ZM137 55V54H136ZM147 56L149 55V54H146ZM37 56V55H36ZM60 56V55H59ZM78 56V55H77ZM79 56H81V55H79ZM85 56V55H84ZM87 56H91V55H87ZM97 56V57H98ZM124 56H126V55H124ZM132 56V55H131ZM135 56V55H134ZM141 56V55H140ZM183 56V55H182ZM48 57V56H47ZM67 57V56H66ZM66 57H64V59L66 58ZM86 57V56H85ZM95 57V56H94ZM110 57V58H109ZM138 57V56H137ZM136 57V58H137ZM150 57V56H149ZM152 57V56H151ZM185 57V56H184ZM59 58V57H58ZM58 58H56V59H58ZM92 58V57H91ZM131 58V57H130ZM132 58H134V57H132ZM131 58V59H132ZM135 58V59H136ZM140 57H138V59H139ZM144 58V57H143ZM153 58V57H152ZM152 58H149L148 60H145L144 59V61H149V60H151ZM41 60H43L42 58H40ZM46 59V58H45ZM54 59V58H53ZM89 59H90V57H89ZM93 60L95 59V58H92ZM92 59H90V60H92ZM125 59H126V57H125ZM131 59H129L128 61H130ZM135 59H133V60H135ZM140 59H142V58H140ZM139 59V60H140ZM182 59H183V57H182ZM47 60V59H46ZM49 60V59H48ZM62 60V59H61ZM69 60H71V59H69ZM80 60H82V59H80ZM97 60V59H96ZM95 60V61H96ZM120 60V59H119ZM122 61L124 60V59H121ZM120 60V61H121ZM186 60V59H185ZM79 60H75V62H78ZM83 61V60H82ZM112 61V60H111ZM120 61H119V63H118V61H117V64H116V66L118 65H120ZM182 61H184V60H182ZM61 62V61H60ZM68 62V61H67ZM83 62H85V59H84V61ZM88 62V61H87ZM90 62V61H89ZM100 62H102V61H100ZM104 62V61H103ZM135 61H133V63H134ZM139 62V61H138ZM138 62H136V64H138ZM141 63H142V61H140ZM175 62V61H174ZM173 62V63H174ZM178 62V61H177ZM50 63V62H49ZM71 63H74V62H71ZM92 63H96V64H98V61H96V62H92ZM106 63V62H105ZM114 63H115V61H114ZM125 63V62H124ZM149 63V62H148ZM187 63H188V61H187ZM186 63V64H187ZM65 64V63H64ZM81 63H77V66L78 65H80ZM102 64V66H103V63H101ZM126 64H128V62L126 63ZM130 64H131V62H130ZM175 64V63H174ZM185 64V62H183V65ZM58 65V64H57ZM63 65V64H62ZM75 65V64H74ZM82 65H83V63H82ZM88 65H91V63L89 64H87L86 66H88ZM105 65V64H104ZM108 65H109V63H108ZM110 65H112V63L110 64ZM123 65L124 64H122L121 65V67H123ZM133 65V64H132ZM147 65V64H146ZM146 65H145V68H146ZM181 65V64H180ZM33 66H34V64H33ZM36 66V65H35ZM59 66V65H58ZM57 66V67H58ZM69 66V65H68ZM72 66H73V64H72ZM84 66V65H83ZM82 66V67H83ZM100 63H99V68H100ZM101 66V67H102ZM116 66H115V69H116ZM138 66H139V64H138ZM141 66V65H140ZM184 66H186V65H184ZM56 67V68H57ZM63 67V66H62ZM74 67V66H73ZM93 67H95V66H93ZM92 67V68H93ZM107 67V66H106ZM114 67V66H113ZM112 67V68H113ZM120 67V66H119ZM124 67L126 68V66L124 65ZM128 67V66H127ZM130 67V66H129ZM199 67V66H198ZM35 68V67H34ZM66 68V67H65ZM64 67H63V69H65ZM68 68V67H67ZM77 68H79V67H77ZM77 68H76V70H77ZM86 68V67H85ZM89 68H91V67H89ZM91 68V69H92ZM96 68H97V65H96ZM103 68V67H102ZM133 68H135L134 66H133ZM141 68V67H140ZM144 68V67H143ZM150 68V67H149ZM152 68H153V66H152ZM200 68V67H199ZM202 68H204V67H202ZM61 69V68H60ZM63 69H62V71H63ZM88 69V68H87ZM98 69V68H97ZM97 69H96V71L95 72H97ZM115 69H113V70H115ZM121 69V68H120ZM124 69V68H123ZM132 69V68H131ZM136 69H137V67H136ZM139 69V68H138ZM37 70V69H36ZM54 70V69H53ZM74 70H75V68H74ZM86 70V69H85ZM94 70H95V68H94ZM99 70V69H98ZM100 70H102L101 68H100ZM99 70V73H101V71ZM109 70H110V68H109ZM109 70L107 71V72H109ZM126 70H128V69H126ZM135 70V69H134ZM175 70V69H174ZM194 70V69H193ZM192 70V71H193ZM31 71H32V69H31ZM50 71V70H49ZM61 71V72H62ZM84 71V70H83ZM111 71V70H110ZM198 71V70H197ZM34 72V71H33ZM33 72H32V74H33ZM37 72V71H36ZM57 72V71H56ZM81 72V71H80ZM90 71H89V69H88V73H89ZM94 72V71H93ZM104 72V71H103ZM114 72V71H113ZM116 72V71H115ZM118 72H119V70H118ZM127 72H129V71H127ZM133 72V71H132ZM131 72V74H133ZM137 72H139L138 70H137ZM136 72V73H137ZM151 72V71H150ZM196 72V71H195ZM199 72V71H198ZM58 73H59V71H58ZM57 73V74H58ZM64 73V72H63ZM84 73H86V71H84ZM84 73L82 72V74L84 75ZM87 73V74H88ZM91 73H92V71H91ZM105 73V72H104ZM110 73H112V72H110ZM123 73V72H122ZM122 73H120L119 72V75L120 74H122ZM140 74H141V72H139ZM149 73V72H148ZM172 73V72H171ZM36 74V73H35ZM49 74V73H48ZM56 74V75H57ZM65 74H67L66 72H65ZM73 74H75V73H73ZM72 74V75H73ZM77 74V73H76ZM81 74V75H82ZM94 74H97V73H94ZM106 74H108V73H106ZM105 74V76H107ZM126 74H128V73H126ZM130 74V76H132ZM143 74V73H142ZM145 74H146V70H145ZM152 74V73H151ZM156 74V76H158V77H161V76H159V75H157V72L155 73L154 72V75ZM207 71H200L199 73H197V75H196V78H195V80L194 79H192L193 81H189L190 83L189 84H191V89H192V91H190L191 93H190V95H191V98H190V101H191V103H190V105L191 106H189V107H191V109L189 110V112H188V115H189V117L191 116V120H193V117H195L196 115V113H198L199 114V110H198V108L196 107V100H198V99H206L207 100V102L205 103H203V109L201 110L202 112V114H203V112H205V114H207L206 112H208L209 114H211L209 111H211L210 110V103H209V100L212 98V97H216L215 95V93L213 92V89H212V87H211V84L210 83H208V84H206L205 83V78H207ZM40 75V74H39ZM60 75L61 76H64V75H62L61 73H60ZM70 75V74H69ZM78 75H79V70H78ZM82 75V76H83ZM99 75V74H98ZM101 75V74H100ZM111 75V74H110ZM119 75H116V76H109L110 78H108L110 81H108V82H110V83H108V84H110V85H108V89L110 88L111 89V91L112 92H109L110 93V98L108 97V101L109 102H113L114 103V101H115V99H116V97H118V99L120 100V98H119V96H117L118 95V92H119V90H118V86L120 85L119 83H118V79H119ZM144 75V74H143ZM149 75H150V73H149ZM149 75L147 76V78L149 77ZM161 75V74H160ZM170 75V74H169ZM206 75V76H205ZM29 76H30V74H29ZM57 76H59V75H57ZM77 76V75H76ZM87 76V75H86ZM88 76H89V74H88ZM87 76V77H88ZM103 76V75H102ZM105 76H103V77H101V79L103 78V80H105ZM153 75H151L150 76V78L152 77ZM164 76V77H165ZM203 76V77H202ZM205 76V77H204ZM31 77V76H30ZM66 77H67V75H66ZM85 77V76H84ZM89 77H91V75L89 76ZM96 77L97 78H99L97 75H96ZM95 77V78H96ZM105 77V78H104ZM108 77V76H107ZM122 76H120V78H121ZM123 77H124V75H123ZM139 77V76H138ZM137 77V78H138ZM157 77V78H158ZM170 77V76H169ZM188 76H186V78H187ZM33 78H34V75H33ZM36 78H38V76L36 77ZM67 78H69V77H67ZM74 78H75V76H74ZM78 78V77H77ZM81 78V77H80ZM96 78V79H97ZM127 78V77H126ZM125 78V79H126ZM130 78H133V80H134V75H133V77H130ZM135 79L136 81L139 79ZM141 78H143V77H141ZM162 78H163V76H162ZM161 78V79H162ZM166 78H167V76H166ZM166 78H163L164 80H167ZM39 79V78H38ZM38 79H34L32 82H30L29 84H30V86L29 87H31V89H32V92L33 93H35L34 95H36V94H38V95H40L44 100L48 97V95H49V93L50 92H48V95H47V90H48V87L50 86V84H51V82L49 83V80H48V83H44V84H41V83H39V81H38ZM48 79V78H47ZM63 79V78H62ZM82 79V78H81ZM80 79V80H81ZM84 80H85V78H83ZM89 79V78H88ZM87 79V81H86V87L85 88H80L76 83H79V82H76V83H69L71 86H72V88L70 87V89H69V91L71 90V92H72V94H74V96H75V98H76V103H77V107H78V105H79V107L78 108H80V106H81V108H82V110L83 109H88V106L90 107V105H89V102L91 101L90 99H92L93 98V92L96 90V92L94 93V94H96V93H98V91L100 92V90H101V88H99L98 89V87L97 88H95V86H94V83H96V82H94V78H90L89 80ZM107 79V80H108ZM124 79V78H123ZM122 79V80H123ZM124 79V80H125ZM128 79V78H127ZM162 79V80H163ZM170 79V81H171V78H169ZM168 79V80H169ZM189 80L191 79V77L189 76V78H188ZM29 80V79H28ZM31 80V79H30ZM29 80V81H30ZM64 80V79H63ZM76 80V79H75ZM79 80V81H80ZM132 79H131V81H133ZM147 80H149V79H147ZM152 80V79H151ZM151 80H149V81H151ZM153 80H154V77H153ZM54 81V80H53ZM58 81V80H57ZM78 81V80H77ZM98 81V80H97ZM100 81V80H99ZM126 81V80H125ZM125 81H124V83H125ZM128 81H129V79H128ZM130 81V82H131ZM138 81H140V80H138ZM142 81V80H141ZM140 81V82H141ZM145 81H146V79H145ZM148 81V82H149ZM158 81V83H156V82ZM159 81L160 82H162L160 79H156V80H154L153 82L154 83H156L155 85H157V84H159ZM169 81V82H170ZM223 81V80H222ZM44 82V81H43ZM103 82V81H102ZM135 82V81H134ZM164 82V81H163ZM54 83V82H53ZM52 83V84H53ZM99 83V82H98ZM118 83V84H117ZM121 83V82H120ZM144 82L142 81V83L141 84H143ZM151 83V82H150ZM66 84H67V82H66ZM84 84V83H83ZM107 84V83H106ZM131 85H133L134 84V87L136 86V84H137V82H136V84L135 83H130ZM129 84V85H130ZM139 84V83H138ZM145 84H147V83H145ZM152 84L153 83H151V86H152ZM164 84H165V82H164ZM163 84V85H164ZM169 84V83H168ZM64 85H65V83H64ZM105 85V84H104ZM166 86H167V84H165ZM165 85H164V87H165ZM170 85V84H169ZM168 85V87H165V88H169L168 90H172L171 88H172V86L170 85L169 86ZM58 86V85H57ZM85 85H83V87H84ZM102 86V85H101ZM107 86V85H106ZM125 86H127V84L125 85ZM141 87L143 86V85H140ZM139 86V87H140ZM150 86V85H149ZM62 87V86H61ZM69 87V86H68ZM82 87V86H81ZM144 87V86H143ZM154 87L155 86H153L152 88L154 89ZM159 86H156L155 88H158ZM160 87H161V85H160ZM163 87V88H164ZM171 87V88H170ZM54 88V87H53ZM121 88V87H120ZM122 88H123V82H122ZM138 88V87H137ZM49 89H50V87H49ZM55 89H57V88H55ZM110 89L108 90V91H110ZM126 89V88H125ZM124 88H123V90H125ZM127 89H129V88H127ZM136 89V88H135ZM134 89V90H135ZM149 89V88H148ZM190 89V90H191ZM30 90V89H29ZM51 90V89H50ZM53 90V89H52ZM51 90V91H52ZM58 90V89H57ZM66 90V89H65ZM106 90V89H105ZM104 90V91H105ZM122 90V91H123ZM133 90V91H134ZM141 90V89H140ZM139 90V91H140ZM159 90H161L160 88H159ZM163 90V89H162ZM161 90V91H162ZM103 91V92H104ZM121 91V90H120ZM121 91V95H123L124 93ZM127 91H129V90H127ZM131 91H132V87H131ZM137 91H138V89H137ZM138 91V92H139ZM154 92H156V90H153ZM152 91V92H153ZM160 91V93L161 94H163L164 95V93H162ZM173 91V90H172ZM189 91V90H188ZM53 92V91H52ZM68 92V91H67ZM137 92V93H138ZM143 92V91H142ZM159 91H157V93H158ZM165 92V91H164ZM187 92V91H186ZM61 94V90H59V92L57 93V94ZM108 93V94H109ZM148 93H150L151 94V90H150V92H148ZM166 93H167V91H166ZM165 93V94H166ZM169 93V92H168ZM168 93H167V95H168ZM175 93V92H174ZM51 94V93H50ZM54 94V93H53ZM68 94V93H67ZM71 94V93H70ZM99 94V93H98ZM101 94H103V93H101ZM106 94V92L103 94V96ZM119 94V95H120ZM128 94V93H127ZM130 94V93H129ZM131 94H132V96H129V97H132V99H134V97H133V92H131ZM140 94V93H139ZM154 94V93H153ZM170 94V93H169ZM182 94V93H181ZM186 94V93H185ZM184 94V95H185ZM28 95V94H27ZM46 95H47V97H46ZM97 95V94H96ZM107 95V94H106ZM105 95V96H106ZM120 95V96H121ZM142 95V94H141ZM157 95V94H156ZM163 95H160V96H162L163 97ZM174 95H178V94H174ZM187 96H190L189 95V93H187L186 94ZM33 96V95H32ZM57 96V95H56ZM59 96V95H58ZM124 96V95H123ZM127 96V95H126ZM127 96V97H128ZM136 96H138L137 94H136ZM151 96V95H150ZM153 97H154V95H152ZM170 96V95H169ZM185 97V96H183V94L181 95V97H185V98H188V97ZM225 96V95H224ZM29 97H30V95H29ZM46 97V98H45ZM50 97V99H51V97L52 96H49ZM102 97V95L100 96V98ZM128 97V98H129ZM140 97V96H139ZM147 97H148V94H147ZM157 97H158V95H157ZM156 97V98H157ZM167 97V96H166ZM178 97V96H177ZM177 97H175V98H177ZM180 97V98H181ZM226 97V96H225ZM53 98H54V96H53ZM60 98H61V95H60ZM104 98V97H103ZM121 98H126V97H121ZM152 98V97H151ZM155 98V97H154ZM168 98H170V97H168ZM189 98H188V100H189ZM41 99V98H40ZM48 99V98H47ZM46 99V100H47ZM57 99V98H56ZM73 99H74V97H73ZM140 99V98H139ZM138 99V100H139ZM165 99H167V98H165ZM55 100V99H54ZM59 101H60V99H58ZM57 100V101H58ZM90 100V101H89ZM93 100H95V99H93ZM126 100V99H125ZM124 100V101H125ZM137 100V102L135 101V99H134V101L136 102V103H138L139 101ZM162 100H163V98H162ZM180 101H184V99H179ZM16 101V100H15ZM58 101V102H59ZM97 100H95V102H96ZM121 101V100H120ZM119 101V102H120ZM134 101L133 102H131V104L133 103L134 104ZM158 101H160L159 100V97H158ZM183 101H182V103H183ZM11 102H13V101H11ZM45 102V101H44ZM48 102V101H47ZM52 102V101H51ZM57 102V105L55 104L54 106L55 107H50V106H48L47 108L44 106H40V110L38 109L37 110V108H35L36 109V111H35V117H37V119H39L38 120V122L40 123H38L37 121V124L36 125H38L39 124V135H42V134H47V142L45 143V149H44V151L38 156V158H39V161L37 162L38 164H36V163H33L32 164V166L30 167V171H29V180H30V185L32 186L31 188L33 189H31V191H33V204H32V208H31V210L30 211H28V214L25 216V217H23L22 219H21V221L19 220V221H15V222H13L12 224H10L8 227H6V226H4V228L6 227V229L4 230V231H2V233H0V240H4L3 241V245H2V247H4V249H6L7 250V253H8V256H6V258H8V263L7 264H57L59 261V264H68V263H70V256H73V257H71V259L72 258H79L78 256L80 255V256H85V257H87L88 256V261L90 262L89 264H94L95 263V261L96 260H98V262H99V259H100V261H103V262H96L97 264H130L129 263V261H130V259L132 258V255H130L131 256V258L129 259V261L127 262V263H125L126 261H127V255L128 254H130L131 252H133V251H130L129 249H128V246H127V249L130 251V252H128L127 251V249H125V246L123 247H121V246H118V245H120V243H122V242H120L119 241V243L117 244V242H118V240H120V239H117L118 237H116V239H117V242L115 243L116 245L114 246L113 245V243L112 244H109V243H107V242H105V244H101V242L99 241V239H98V235L97 236H95L96 234L95 233H93L92 232V235L91 236H89L90 234L89 233H91V231L88 233V232H86V231H89L90 229V227L89 226H87L88 225V223H87V230H85V229H83L84 227H83V225L82 224H84V220H81V221H79V222H82V230H80V223L78 224L79 226L77 227V228H75V224H77V222L75 223L74 221H75V215H76V211L74 212L75 214H74V221L73 220H71V221H73V222H69V223H67V222H65L64 221V219H62V221H64L65 223H63V224H61V221H59L60 219H58V218H62V217H64V216H68V214H72V211L75 209L74 208V202H76V195L77 196H79V194L81 193L80 192V189L83 187V185L85 184L86 185V187L88 186L89 187V190H88V188L85 190L86 192H87V190L88 191H91L90 193H91V195L92 196H94V197H96V198H107L109 201H110V203H108V205L107 206H104V207H106L105 209V211H102V212H105L106 213V217H108V215H110V214H107V213H112V214H114V213H116L117 211H119V209L122 207V205H123V202H124V205H126L125 203V199L126 200H128L126 197L128 196V198H129V195H131L130 193H131V191L133 190V189H131L132 188V186L134 185V175L135 176H137V175H139L138 177L140 178V182L141 183H143L142 185H144L145 186V189L147 190L146 191V194H144L145 196H142L143 195V193H142V195L139 197V200H138V197H137V200L136 201H134L133 203H131V206H132V204H133V206L131 207V209L132 208H136L135 207V203H136V206L137 207H139L140 208V211H139V214H138V211H137V215H135L137 218H136V221L138 220V219H140L141 221H146V222H149V224H153V225H159V224H163V222H164V220L166 219H168L169 217H171V218H173V219H177L178 218V216L179 215H177V209H181V207L182 206H180V205H182V199H183V197L185 196V194L188 192H191V190L192 189H194V185H193V187H192V182L193 181H197V180H200L203 176H204V172H206V169H207V165L205 166V164H203V158H205V157H207V156H205L206 154H204L203 156L202 155H195V153H196V151H201V149L200 150H198L197 148V150L195 151V152H193L194 153V155L197 157L198 156V158L200 159V160H202L201 162H200V165H198L196 168H192V170L193 169H195L194 171H192L191 170V168L188 170L187 168V170L185 169V168H183V169H185L184 171L185 172H180V169H179V171L178 172H180V175L178 176V172H176V169H175V167H173V166H171L170 165V163L168 162L170 159H169V157H171V156H173L172 154L175 152L174 150H175V147H176V145L179 143L180 144V142H179V139L181 140L182 138H186L185 140H186V144L189 142V138H192V137H195V134H196V132L197 133H199V137H202V136H205V137H207L208 138V135L206 136V135H204V132H203V130L201 129V127L202 128H207V120L208 119H210L211 121H208V123H211V124H214V123H216L215 121V117H214V119H213V116H212V119H211V117H206V118H203L204 116H202L201 115V113L199 114V115H201L200 117H199V119L200 118H203L204 119V121L202 122V121H200V122H202V124L201 123H199L198 122V120L196 119L195 121H192V122H190V123H187V120L188 119H185L184 117H183V120H181V121H179V122H181L180 124L178 123V126H182L181 128L184 130V133L183 134H181V133H178V131L175 133L174 132V134H173V131H172V133L170 132L171 131V129H170V131L168 132L167 131V133H169V134H171V136H170V140H165L164 139V137H163V142L164 141H167V142H169V147H168V149H167V147H166V149H167V151H168V153L167 152H165V155H163V154H158L159 152L161 153V151H160V147H162V146H160L159 147V152L158 151H156V152H158L157 154L159 155H157V154H154L155 153V151L154 150H158V146L156 147V149H154L153 150V148L150 146V142L152 141H148L151 137H148V136H146L145 134H146V130L144 129H142L144 132H145V134H144V132H143V134L144 135H142V133L141 132H139L140 130H139V128L137 127V128H133V126L135 127V125L134 124H132V122H131V125H133L132 126V128H129V127H127V128H124V126H126L127 124H122V122L119 120L120 119V117L119 116H121L119 113H114V111L112 112V114L110 115V117L108 116V115H105V113H103L105 116H103L104 118H103V122H98V123H96V127L95 128H80V129H82V130H80V131H78L77 132V129H76V135H75V133L74 132H72V133H74V135L77 137H79V138H84V139H86L85 141H83L82 143H80L81 144V149H82V152H83V156L85 157V159L83 160V161H85V163L88 161H86V158H89L90 156H91V161H88L85 165H87L86 166V169H81L78 165H77V161L73 158V153H75L74 151H76L75 150V148L73 149V147L72 148H68L67 149V151L65 152V151H60L59 149H63V148H61L62 146H64V144L67 142L66 140H68V132H69V129L67 130L66 128H63V127H61V123L63 122H61V119L59 118V116H60V112L62 111V107L63 106H61V102H59L58 103ZM92 102H94V101H92ZM107 102V101H106ZM108 102V103H109ZM116 102H118V101H116ZM125 102H127V101H125ZM129 102V104H130V101H128ZM189 102V101H188ZM49 103V102H48ZM63 103V102H62ZM72 103H74V101L72 102ZM101 103V102H100ZM104 103V102H103ZM122 103H123V101H122ZM50 104V103H49ZM53 104V103H52ZM106 104V103H105ZM124 104V103H123ZM126 104V103H125ZM140 104H141V102H140ZM43 105V104H42ZM70 105V104H69ZM97 105H98V103H97ZM104 105V104H103ZM107 105V104H106ZM119 105V104H118ZM128 105V104H127ZM127 105H125V107L127 106ZM137 105V104H136ZM188 105H189V103H188ZM227 105V104H226ZM226 105L224 104L223 105V110L226 108ZM65 106V105H64ZM74 106H76V105H74ZM111 106V105H110ZM120 106H122V105H120ZM129 106V105H128ZM133 106H135V104L133 105ZM50 107V108H49ZM71 107V106H70ZM69 107V108H70ZM95 107V106H94ZM93 107V108H94ZM99 109H101V107H100V105L99 106H97ZM106 107V106H105ZM112 107V106H111ZM117 107V106H116ZM130 108H132V106H129ZM129 107H127V108H129ZM136 107V106H135ZM138 107H139V104H138ZM187 107V106H186ZM185 107V108H186ZM66 108V107H65ZM73 108H75V107H72V109ZM107 108V107H106ZM106 108H105V110H106ZM13 109V108H12ZM17 109V108H16ZM35 109H33V111L35 110ZM68 109V108H67ZM66 109V110H67ZM76 109V108H75ZM118 109V108H117ZM120 109H121V107H120ZM66 110H64V112L66 111ZM94 110H95V108H94ZM109 110H111V108L109 109ZM108 110V111H109ZM126 109H124V111H125ZM129 110V109H128ZM134 110H136L137 111V109L135 108ZM139 110H140V112H141V110H145V108H143V109H141V107L139 108ZM185 110H187V109H185ZM20 111V110H19ZM68 111V110H67ZM75 111V110H74ZM77 111H78V109H77ZM79 111H81V110H79ZM101 111H102V109H101ZM122 111V110H121ZM120 111V112H121ZM63 112V113H64ZM72 112V111H71ZM70 112V113H71ZM86 113H87V111H85ZM84 111H83V114L85 113ZM103 112V111H102ZM111 112V111H110ZM110 112L109 113H107V114H110ZM130 112H131V110H130ZM132 112H134V114H137L135 111H133L132 110ZM131 112V113H132ZM138 112V111H137ZM145 112V114L147 113L146 111H144ZM185 112V111H184ZM16 113V112H15ZM63 113H62V118H63ZM67 113V112H66ZM65 113V114H66ZM69 113V112H68ZM76 113V112H75ZM75 113H74V115H73V119H74V116H75ZM123 113V112H122ZM130 113V114H131ZM143 113V112H142ZM141 113V114H142ZM59 114V115H58ZM94 114V113H93ZM100 114V113H99ZM98 114V115H99ZM119 114V115H118ZM125 114V113H124ZM185 114H186V112H185ZM209 114H207V116L209 115ZM77 115V114H76ZM88 115V114H87ZM128 115V117H129V113L127 114V111H126V114H125V116H121L122 118H124V117H126ZM133 115V114H132ZM212 115H213V113H212ZM85 116V115H84ZM91 116V115H90ZM94 116H95V114H94ZM93 116V117H94ZM100 116V115H99ZM101 116H102V113H101ZM134 117H135V115H133ZM146 116V115H145ZM185 116V115H184ZM211 116V115H210ZM39 117V118H38ZM64 117H67V116H64ZM136 117H140V119H142V117H141V115L138 113V115L136 116ZM187 117V116H186ZM198 117V116H197ZM72 118V117H71ZM81 118V117H80ZM87 118H88V116H87ZM100 118V117H99ZM119 118V119H118ZM127 118V117H126ZM144 118V117H143ZM65 119V118H64ZM67 119H69V118H67ZM89 119V118H88ZM92 119V118H91ZM94 119V118H93ZM135 119V118H134ZM195 119V118H194ZM202 119V120H203ZM34 120V119H33ZM36 120V119H35ZM66 120V119H65ZM85 120H86V118H85ZM98 120V119H97ZM123 120V119H122ZM132 120V119H131ZM95 121V120H94ZM102 121V120H101ZM127 121V119L125 120V122ZM128 121H129V119H128ZM137 121H139V120H137ZM142 121H144V119H142ZM141 121V122H142ZM189 121V120H188ZM66 122H67V120H66ZM86 122H87V120H86ZM97 122V121H96ZM124 122V121H123ZM134 122H136L135 120H134ZM90 123H92V122H90ZM138 123V122H137ZM176 123H177V121H176ZM67 124V123H66ZM84 124V123H83ZM129 124V123H128ZM136 124V123H135ZM200 124V125H199ZM63 125V124H62ZM79 125V124H78ZM89 125V124H88ZM139 125V124H138ZM137 125V126H138ZM173 125V124H172ZM64 126V125H63ZM84 126V125H83ZM130 126V125H129ZM215 126V127H214ZM214 126H212L214 129L217 127L216 125H214ZM66 127H68V126H66ZM140 127V126H139ZM170 127H172V129H173V127L175 128V126H170ZM196 128H200V129H196ZM211 128V127H210ZM72 129V128H71ZM147 129V128H146ZM155 129V128H154ZM175 129H178L177 128V125H176V128ZM214 129H209L211 132H209V135H210V133H212V130L214 131ZM38 130V129H37ZM151 130H152V128H151ZM163 130V129H162ZM162 130H161V133L163 134V132H162ZM168 130H169V128H168ZM174 130V129H173ZM178 130H180V129H178ZM191 130H192V132H191ZM205 130V129H204ZM208 129H207V131H209ZM218 130V129H217ZM68 131V132H67ZM175 131V130H174ZM194 131V132H193ZM206 131V130H205ZM220 131V130H219ZM147 132H149L148 130H147ZM165 132L166 131H164V134H165ZM180 132V131H179ZM223 132V131H222ZM141 133V137L143 136H146V139H147V137H148V140L144 143V142H141L140 141V138H138L139 137V134ZM154 133V132H153ZM206 133V132H205ZM208 133V132H207ZM217 133H219L218 131H217ZM237 133V132H236ZM70 135H71V133H69ZM168 134V135H169ZM235 134V133H234ZM148 135H149V133H148ZM167 135V134H166ZM212 135V134H211ZM214 135L215 134H213V136L212 137H214ZM221 135V134H220ZM12 136V135H11ZM16 136V135H15ZM72 136H73V134H72ZM74 136V137H75ZM150 136H151V134H150ZM161 136H163V135H161ZM160 136V137H161ZM192 136V137H191ZM198 136V135H197ZM222 136V135H221ZM220 136V137H221ZM223 136H225V134L223 135ZM10 137V136H9ZM77 137V138H78ZM159 137V138H160ZM166 137V136H165ZM198 137V138H199ZM217 136H215V138H216ZM243 137V136H242ZM242 137H240V138H242ZM77 138H75V139H77ZM197 138V137H196ZM223 138V137H222ZM226 138V137H225ZM224 138V139H225ZM228 138V137H227ZM230 138V137H229ZM240 138H239V140H240ZM69 139H70V137H69ZM82 139H80V140H82ZM166 139H168V138H166ZM194 139V138H193ZM203 139H204V137H203ZM221 139V138H220ZM243 139V138H242ZM198 141L197 142H199L200 140L199 139H197ZM213 139H211V142H213V141H215V140H213ZM221 140H223V139H221ZM226 140H228L229 141V139H226ZM225 140V141H226ZM246 140V139H245ZM244 140V141H245ZM70 141V140H69ZM154 141L156 142V140H155V137H154ZM157 141H159V139H157ZM182 141L184 142V139H182ZM192 141V140H191ZM217 141V140H216ZM243 140H241L240 142H242ZM154 142V143H155ZM167 142H165V143H167ZM193 142H194V140H193ZM196 142V141H195ZM202 142V141H201ZM204 142H209L208 144H209V146H210V141H204ZM157 143H159V142H157ZM164 143V144H165ZM200 143V142H199ZM218 143V142H217ZM216 143V144H217ZM223 143V142H222ZM239 143V142H238ZM237 143V144H238ZM244 143V142H243ZM242 143V144H243ZM79 144V145H80ZM152 144V143H151ZM168 144V143H167ZM166 144V146H168ZM184 144V143H183ZM208 144L206 145L207 147H208ZM211 144H214V143H211ZM251 144V143H250ZM160 145H161V143H160ZM215 145V144H214ZM219 145H221V143L219 144ZM219 145H217V146H219ZM225 145H227V141H226V143H225ZM239 145V144H238ZM241 145V144H240ZM244 145V144H243ZM242 145V146H243ZM248 145V144H247ZM253 145V144H252ZM67 146V145H66ZM73 146V145H72ZM165 146V145H164ZM194 146V145H193ZM199 146V145H198ZM223 146V145H222ZM221 146V147H222ZM246 146V145H245ZM70 147H71V145H70ZM151 147V148H150ZM180 147V146H179ZM203 147H205L204 146V144H203ZM213 147V146H212ZM221 147H219L220 149H222ZM237 147V146H236ZM236 147H235V149H236ZM239 148H240V146H238ZM79 148V149H80ZM165 148V147H164ZM206 148V147H205ZM205 148H203L204 150H205ZM214 148V147H213ZM219 148H217V149H219ZM223 148H224V146H223ZM229 148V147H228ZM227 148V149H228ZM153 150V154H151L150 153V150ZM194 149H195V147H194ZM208 149V148H207ZM234 149V148H233ZM252 149V148H251ZM161 150H163V149H161ZM209 150H210V148H209ZM164 151V150H163ZM162 151V153H164ZM166 151V150H165ZM187 151H189V150H187ZM193 151V150H192ZM191 151V152H192ZM203 151V150H202ZM206 151V150H205ZM213 151V150H212ZM220 151V150H219ZM219 151H217V152H219ZM226 152H224V150H222L221 152H224V153H228L227 152V150H225ZM152 152V151H151ZM180 152V151H179ZM204 152V151H203ZM167 153V154H166ZM201 153V152H200ZM205 153V152H204ZM210 153V152H209ZM223 153V154H224ZM251 153V151H250V149H249V146L245 149H243V150H241V149H236L235 150V152L233 153L234 154V156H236L237 158H236V161H237V164H240V163H242L243 161H244V163H245V161L247 160L246 158L247 157H249L250 158V155L252 156V154H250ZM179 154V153H178ZM177 154V155H178ZM190 154V153H189ZM203 154V153H202ZM220 155H221V153H219ZM218 154V155H219ZM222 154V155H223ZM230 154V153H229ZM76 155V154H75ZM185 155V154H184ZM193 154H192V156H194ZM89 156V157H88ZM189 156H191V155H189ZM193 157L194 159H196L197 160V158L196 157ZM201 156V157H200ZM208 156L210 157V155L208 154ZM228 156V155H227ZM83 157V158H84ZM174 157H175V155H174ZM181 157V156H180ZM208 157V158H209ZM220 157V156H219ZM218 157V158H219ZM230 157V156H229ZM224 159H225V157H223ZM227 158V157H226ZM235 157H233V159H234ZM173 159H175V158H173ZM190 159V158H189ZM209 159H211V157L209 158ZM220 159H222V157L221 158H219V160ZM230 159V158H229ZM252 159V158H251ZM206 160V159H205ZM213 160H214V158H213ZM218 160V159H217ZM218 160V161H219ZM228 160V159H227ZM231 160V159H230ZM174 161V160H173ZM224 161H226V160H224ZM134 162L135 163H141V165L143 166V164L145 165V164H147L146 166H144V168L141 170V171H139V172H136L134 169H133V165H135L134 164ZM186 162V161H185ZM199 162V161H198ZM212 162V161H211ZM210 162V163H211ZM222 162V161H221ZM221 162H219L220 164H221ZM248 162H250V159H249V161ZM214 163V162H213ZM216 163V162H215ZM244 163H243V167L246 165H244ZM152 164H154V167L153 166H151ZM182 164V163H181ZM227 164H228V161H227ZM179 165V164H178ZM195 165V164H194ZM197 165V164H196ZM219 165V164H218ZM218 165H216V166H218ZM229 165H231L230 164V162H229ZM233 165V164H232ZM231 165V166H232ZM235 165H236V162H235ZM141 166V167H142ZM153 167V168H151V167ZM180 166V165H179ZM190 166V165H189ZM213 166V165H212ZM231 166L229 167V168H231ZM135 167V166H134ZM137 167V166H136ZM155 167H157L156 169H155ZM184 167V166H183ZM186 167V166H185ZM188 167V166H187ZM191 167H192V161H191ZM194 167V166H193ZM209 167V166H208ZM215 167V166H214ZM226 167H227V165H226ZM233 167V166H232ZM179 168V167H178ZM189 168V167H188ZM217 168V167H216ZM219 168V167H218ZM229 168H228V170H229ZM140 169V168H139ZM210 169H212V168H210ZM210 169H208V171L210 170ZM225 169V168H224ZM227 169V168H226ZM225 169V170H226ZM240 169V168H239ZM243 169V168H242ZM178 170V169H177ZM182 170V169H181ZM191 170V171H190ZM213 170V169H212ZM216 170V169H215ZM218 170V169H217ZM219 170H221V169H219ZM234 170V169H233ZM229 171H231V170H229ZM216 172V171H215ZM223 172H224V170H223ZM226 172V171H225ZM224 172V173H225ZM237 172H238V170H237ZM241 172V169H240V171L238 172V173H240ZM207 173V172H206ZM227 173V172H226ZM231 173V172H230ZM134 174V175H133ZM214 174H216L215 176H213ZM235 174H236V172H235ZM207 175V174H206ZM213 175H211L212 176V183H211V185L212 184H214V182L216 183L217 181H218V179L220 178V173L218 172V174L217 173H213ZM233 174H231V176H232ZM75 176V177H74ZM79 176V177H78ZM223 176V175H222ZM226 176H227V174H226ZM226 176H224V177H226ZM230 175H228L225 179H224V177H223V179H224V182L220 185V186H218L217 188H219V187H221V188H224V190H225V187H227L228 188V186H230L229 184H230V179L232 178ZM76 177H78V178H80L79 180L78 179H76ZM137 177V178H138ZM136 178V179H137ZM205 178V177H204ZM207 178V177H206ZM235 178V177H234ZM76 179V180H75ZM84 179H86L85 181H84ZM210 180V179H209ZM223 181V180H222ZM234 181V180H233ZM228 182H229V184H228ZM194 183V182H193ZM198 183H199V181H198ZM197 183V184H198ZM209 183V182H208ZM218 183V182H217ZM216 183V184H217ZM194 184H196V183H194ZM203 184V183H202ZM201 184V185H202ZM210 184V183H209ZM199 186H200V184H198ZM141 187V186H140ZM198 187V186H197ZM213 187V186H212ZM144 188V187H143ZM199 188V187H198ZM203 188V187H202ZM226 188V189H227ZM231 188V187H230ZM212 189H214V188H212ZM216 189V188H215ZM214 189V190H215ZM137 190H138V188H137ZM141 190H143V189H141L140 188V191ZM158 190H161V195H156V191H158ZM195 190H196V187H195ZM198 190V189H197ZM218 190V189H217ZM84 193V192H83ZM139 193V192H138ZM195 193V192H194ZM211 193V192H210ZM217 193V192H216ZM39 194H44L45 196L44 197H40L39 196ZM82 194V193H81ZM85 194V193H84ZM133 194V193H132ZM137 194V193H136ZM158 194V193H157ZM160 194V193H159ZM208 194V193H207ZM32 195V194H31ZM86 195V194H85ZM89 194L87 193V196H88ZM189 195V194H188ZM131 196H133V195H131ZM192 196H193V194H192ZM82 197V196H81ZM84 197V196H83ZM82 197V198H83ZM134 197H135V199H136V196L134 195ZM218 196H216V198H217ZM88 198V197H87ZM86 198V199H87ZM95 198V199H96ZM132 198V197H131ZM130 198V199H131ZM215 198V202H217L216 199ZM75 199V201L73 202V200ZM78 199L79 198H77V202H79L78 201ZM84 199H85V197H84ZM90 199H91V196H90ZM196 199V198H195ZM205 199V198H204ZM218 199H220V198H218ZM87 200H89V198L87 199ZM102 200H104V202L106 201L105 199H102ZM132 200V199H131ZM194 200V199H193ZM192 200V201H193ZM199 200V199H198ZM91 201V200H90ZM205 201V200H204ZM73 202V203H72ZM77 202H76V204H77ZM82 202V201H81ZM87 202V201H86ZM85 202V203H86ZM96 202V201H95ZM130 202V201H129ZM197 202V201H196ZM195 202V203H196ZM206 202V201H205ZM84 203V201H83V204H85ZM97 203V202H96ZM202 203V202H201ZM87 204V203H86ZM93 204V203H92ZM91 204V205H92ZM99 204V203H98ZM103 203L101 202V205H102ZM105 204H107V203H105ZM212 204H215L214 202L212 203ZM95 205V204H94ZM93 205V209H95V207L96 206H94ZM84 206V205H83ZM86 207H87V205H85ZM88 206H89V204H88ZM126 206H128V205H126ZM152 207V208H154V210H155V212H152V210H150L148 207ZM76 207V206H75ZM81 207L82 206H80V207H78L77 206V208L76 209H78V208H80L79 210H81ZM89 207H91V206H89ZM100 207V206H99ZM123 207H125V206H123ZM129 207V206H128ZM129 207V208H130ZM85 208V207H84ZM141 208H143V209H141ZM202 208V207H201ZM208 208H209V206H208V204L206 205V203L204 204V206H203V208H202V210H201V213L202 214H204L205 212H206V210H208ZM87 209H88V207H87ZM97 209H98V207L95 209L96 210V214H97ZM101 209V208H100ZM123 209V208H122ZM121 209V210H122ZM82 210H84L83 208H82ZM102 210H103V208H102ZM124 210H125V208H124ZM123 210V211H124ZM85 211H86V208H85ZM93 211V210H92ZM136 210H134V212H135ZM157 211V212H156ZM165 212V214L163 215L162 213L163 212ZM88 212H89V210H88ZM87 212V213H88ZM133 212V213H134ZM162 212V213H161ZM182 212H185V209H184V207L182 208ZM78 213H80V212H78ZM77 213V214H78ZM84 213V211L82 212V214ZM86 213V212H85ZM86 213V214H87ZM90 213H91V211H90ZM89 213V214H90ZM100 213V212H99ZM105 213H101L102 214V216H103V214H105ZM119 213V212H118ZM127 213V212H126ZM70 214V215H71ZM82 214H81V216H82ZM89 214H87V215H89ZM94 214V213H93ZM93 214L91 213V215L93 216ZM110 215V216H113V215ZM121 214V213H120ZM69 215V216H70ZM73 215V214H72ZM39 216H41L42 218H44V220H42V221H36L37 219H35V218H38ZM47 216L49 217V219H51L52 221H54V220H58L59 222H60V224L59 223H57V222H55V223H57V224H54L53 222L52 223H50V221L47 223ZM78 216V215H77ZM80 216V215H79ZM80 216V217H81ZM98 216H99V214H98ZM130 218L129 219H131L132 218V214L131 213H129V215H128ZM127 216V217H128ZM183 216V215H182ZM181 216V217H182ZM73 217V216H72ZM80 217L78 218V219H80ZM89 216H87L86 218H88ZM95 217H97V215L95 216ZM105 217V218H106ZM124 217L126 218V216H125V212H124ZM123 217V218H124ZM67 218V217H66ZM83 218V217H82ZM85 218V217H84ZM90 218V217H89ZM91 218H94V216L93 217H91ZM90 218V219H91ZM77 219V218H76ZM94 219H96V218H94ZM99 219V218H98ZM98 219H96V220H94V222L95 221H98ZM102 219V218H101ZM127 219V218H126ZM134 219H135V217H134ZM183 219V218H182ZM66 220V219H65ZM91 220H93V219H91ZM91 220H90V222H91ZM104 220V219H103ZM166 220H165V222H166ZM178 220V219H177ZM185 220V219H184ZM70 221V220H69ZM105 221V220H104ZM115 221V220H114ZM127 221H128V219H127ZM140 221V222H141ZM27 223L28 222V226L27 227H25L24 229L22 228V227H20L22 224H24V223ZM93 222V223H94ZM107 222V224H108V221H106ZM116 222H118V221H116ZM130 222V221H129ZM128 222V223H129ZM133 222V221H132ZM139 222V221H138ZM138 222H137V224H138ZM30 223H31V225H30ZM67 223V224H66ZM85 223H86V219H85ZM93 223L91 222V225H93ZM131 223V222H130ZM135 223V222H134ZM185 223V225H187V227L188 226H193L192 224L193 223H196V222H194L193 221V223L191 224V219L189 220V219H187V221L186 222H184ZM184 223H181V224H184ZM199 223V222H198ZM69 224V225H68ZM101 224V223H100ZM99 224V225H100ZM106 224V223H105ZM110 224H111V222H110ZM110 224H109V228H110ZM113 224V223H112ZM120 224H124V223H122V222H120ZM127 224V223H126ZM132 224V223H131ZM142 224H143V222H142ZM90 225V224H89ZM94 225H95V227H99V225H97L96 226V224L94 223ZM102 225V224H101ZM116 225V224H115ZM114 225V226H115ZM125 225V224H124ZM148 225V224H147ZM146 225V226H147ZM164 225H165V223H164ZM196 225H198V224H195V227H196ZM199 225H201L202 226V223L201 224H199ZM198 225V226H199ZM33 226L36 228H34L35 230H33ZM108 226V225H107ZM118 226V225H117ZM130 226H132V225H130ZM129 226V227H130ZM143 226V225H142ZM160 226V225H159ZM179 226V225H178ZM197 226V227H198ZM102 227V229H103V227L104 226H101ZM112 227V226H111ZM121 227V226H120ZM122 227H124V226H122ZM148 227V226H147ZM151 227V226H150ZM154 227V226H153ZM158 227V226H157ZM182 227H183V225H182ZM185 227V226H184ZM183 227V228H184ZM194 227V226H193ZM193 227L192 228H189V230H193ZM3 228V229H4ZM130 228H132V227H130ZM180 228H181V226H180ZM179 228V229H180ZM201 228H203V227H201ZM200 228V226H199V229H201ZM89 229V230H88ZM96 229V228H95ZM98 229V228H97ZM96 229V230H97ZM114 229V228H113ZM118 229V228H117ZM123 229H125V228H122L121 230H123ZM195 229V228H194ZM83 230H85V232H83ZM104 230H105V228H104ZM107 230V229H106ZM109 230V229H108ZM115 230V229H114ZM160 230V229H159ZM186 230H188V228H185V231ZM188 230V231H189ZM0 231H1V229H0ZM31 231L32 232H35V234H33V235H35V236H33V237H31L32 235H31ZM55 231H58L56 234H58V235H55ZM99 231H102L101 229H99ZM110 231H111V229H110ZM194 231V230H193ZM193 231H191L192 233V237H190L191 235H188V234H186V235H188L190 238H192V241H191V239L190 240H184L183 242L184 243H189V241L190 242H193V240L196 238V236L198 235L199 237H198V239H202V238H204L205 236H203L204 235V233H205V235H207L206 234V232H204V230H203V233H201L200 231L201 230H197L198 232H200L201 234H203L202 236L203 237H201L200 235H199V233L198 232H196V235H195V237H194V239H193ZM252 231V230H251ZM103 232V231H102ZM104 232H106V231H104ZM104 232L102 233V235L104 234ZM121 232V231H120ZM125 232L126 231H124V232H122L123 234H125ZM133 232V231H132ZM131 232V233H132ZM183 233H184V231H182ZM187 232V231H186ZM190 232V231H189ZM256 232V231H255ZM107 233H109L108 231H107ZM107 233H105V234H107ZM113 233V232H112ZM183 233H182V235H183ZM188 233V232H187ZM252 233V232H251ZM86 234H89V235H86ZM99 234V233H98ZM110 234V233H109ZM120 234V233H119ZM128 234H129V232H128ZM253 234V233H252ZM108 235V234H107ZM114 235H115V233H114ZM126 235V234H125ZM182 235H181V237H182ZM185 235V233H184V236H186ZM108 236H110V235H108ZM121 236V235H120ZM100 237V236H99ZM104 237H106V235L104 236ZM122 237V236H121ZM201 237V238H200ZM120 238V237H119ZM188 237L186 236V239H187ZM101 239V238H100ZM106 239H110L109 237H107ZM127 239V238H126ZM182 239H183V237H182ZM71 240H72V242H71ZM102 240V239H101ZM111 240H113V239H111ZM134 240H136V239H134ZM138 240V239H137ZM103 241H106V240H103ZM114 241V240H113ZM131 241H133L132 239H131ZM74 242V244H72ZM97 242H99V243H97ZM126 242H127V240H126ZM126 242H125V244H126ZM133 242H135V241H133ZM101 245V246H105V248H106V251L105 252H107V254H105L104 253V251L103 252H99V250H100V248L99 247H97V248H94V247H96V245L98 246V245ZM128 244V243H127ZM130 244V243H129ZM128 244V245H129ZM51 246V247H48V246ZM52 246H55L56 248H55V251H56V249H57V251L54 253V251H53V249H52ZM91 246H94L93 248H94V250L93 249H89V247H91ZM137 246V245H136ZM135 246V247H136ZM148 246V245H147ZM64 247H66L67 249H68V251L66 250V252H64L63 250V248ZM130 248H131V246H129ZM135 247H133L134 248V250L135 251H137V252H133L132 254H136L137 255V257H134L135 259L133 260V259H131V260H133V261H135L134 263L133 262H131L132 264H142L141 263V259H139L141 256H147L148 257V255L150 254V253H152L153 251L152 250H145V247H140V246H137L136 248ZM54 248V247H53ZM63 249V250H62ZM81 249H84V250H86V249H88V251L87 252H85V253H83V254H80V253H78V252H76V251H78V250H81ZM214 249V248H213ZM216 249V248H215ZM215 249H214V251H215ZM95 250H98V252L100 253V254H98V252H96L95 253ZM102 250H103V248H102ZM53 251V253L55 254H52V258H51V256H50V258L53 260V262H51V263H49V262H47V255L48 254H51V252ZM94 251V252H93ZM147 251L149 252L148 253V255H147ZM157 250H154V252L153 253H155ZM213 251V252H214ZM216 251H217V249H216ZM216 251H215V253H216ZM4 252H6V251H4ZM64 252V253H63ZM77 253V254H76ZM5 254V253H4ZM156 254V253H155ZM152 255H154V254H152ZM49 256V255H48ZM66 256H68L69 257V260L67 259L68 257H66ZM150 257H151V255H149ZM126 257V258H125ZM82 258V257H81ZM49 259V258H48ZM50 259V260H51ZM56 260H58L57 261V263H56ZM76 260V259H75ZM49 261V260H48ZM69 261V262H68ZM81 261V260H80ZM88 261H84V262H88ZM68 262V263H67ZM78 262V261H77ZM83 262V261H82ZM72 263V262H71ZM70 263V264H71ZM72 264H78V263H76V262H73ZM84 264V263H83Z\"/></svg>",
	"mask_w": 264,
	"mask_h": 264
},
{
	"label": "built area",
	"instance_id": "obj_3",
	"mask_svg": "<svg viewBox=\"0 0 264 264\" xmlns=\"http://www.w3.org/2000/svg\"><path fill=\"white\" fill-rule=\"evenodd\" d=\"M246 18H248V17H246ZM246 18H245V20H246Z\"/></svg>",
	"mask_w": 264,
	"mask_h": 264
}]
</instances>
